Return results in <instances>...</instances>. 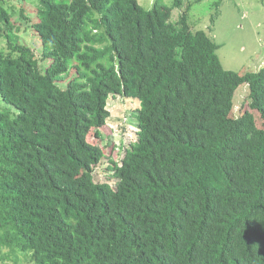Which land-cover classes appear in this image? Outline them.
Instances as JSON below:
<instances>
[{
	"label": "trees",
	"instance_id": "obj_1",
	"mask_svg": "<svg viewBox=\"0 0 264 264\" xmlns=\"http://www.w3.org/2000/svg\"><path fill=\"white\" fill-rule=\"evenodd\" d=\"M18 4L0 0V264H264V67L225 70L190 5L171 20L181 0ZM118 98L139 106L116 161Z\"/></svg>",
	"mask_w": 264,
	"mask_h": 264
},
{
	"label": "rangeland",
	"instance_id": "obj_2",
	"mask_svg": "<svg viewBox=\"0 0 264 264\" xmlns=\"http://www.w3.org/2000/svg\"><path fill=\"white\" fill-rule=\"evenodd\" d=\"M18 4L19 0H6ZM139 4L150 9L156 0H138ZM166 6H172L174 0H160ZM180 8L174 9L171 20L176 22L177 19L188 9L189 23L193 31L202 30L209 38L218 45L216 54L221 65L225 70L233 71L239 74L255 73L264 67V0H181ZM218 2L217 7L215 4ZM25 6V5H24ZM25 9L28 13L29 22L21 23L19 37L21 42L29 46L32 51L39 57L41 45L35 37L30 25L34 22V8L31 4H26ZM217 15L214 22H211V16ZM17 18V16H16ZM4 46L0 44V48ZM44 68V63H40ZM248 88L246 85L240 86L233 97L234 114H238L246 104ZM139 104L136 100H124L121 98L110 99L107 109L110 113L108 125L112 130L107 128L103 135L104 141L102 146H114L113 151L107 155L113 160L119 161L126 147L136 140L138 126L133 115ZM5 105L0 100V110ZM257 125L261 121L255 113ZM107 160H104L102 167L107 166ZM96 175L99 180H110L106 174H102L96 169ZM3 253H6L4 250ZM18 255L16 264H26ZM12 260H6L10 263Z\"/></svg>",
	"mask_w": 264,
	"mask_h": 264
}]
</instances>
